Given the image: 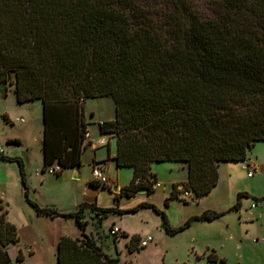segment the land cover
Here are the masks:
<instances>
[{
    "label": "trees",
    "instance_id": "obj_1",
    "mask_svg": "<svg viewBox=\"0 0 264 264\" xmlns=\"http://www.w3.org/2000/svg\"><path fill=\"white\" fill-rule=\"evenodd\" d=\"M8 87L18 104L42 105L43 172L59 165L58 176L80 167L87 133L83 105L110 97L114 119L99 130L116 140L115 166L132 170L120 196L141 190L150 195L156 184L150 166L182 163L187 181L181 191L173 185L164 205L180 192L195 202L217 185L220 163L245 162L264 142V0H215L210 18L183 0H168L158 11L136 0H0L2 97ZM0 161L18 165L24 201L37 216L72 220L79 230L82 241L57 242V264H118L85 235V208L101 220L151 209L168 236L225 214L205 211L176 228L149 204L126 212L81 204L63 214L29 199L20 159L1 155ZM243 198L248 195L238 194L231 210L239 211ZM6 215L0 200V264H12L7 248L19 242ZM112 227V241L129 238L110 234ZM139 241L128 239L129 254L145 249ZM15 260L24 262L21 252ZM218 261L223 263L214 252L207 256L208 263Z\"/></svg>",
    "mask_w": 264,
    "mask_h": 264
},
{
    "label": "rangeland",
    "instance_id": "obj_2",
    "mask_svg": "<svg viewBox=\"0 0 264 264\" xmlns=\"http://www.w3.org/2000/svg\"><path fill=\"white\" fill-rule=\"evenodd\" d=\"M183 1L190 4L192 9L201 17H212L213 2L215 0ZM136 2L146 9L158 11L167 6L168 0H136ZM2 93L3 91L0 90L1 96ZM100 101L103 100L93 99L88 102V105L91 104L90 108L96 109L95 112L98 117H102V114L113 116V111L109 107V100H104L102 103ZM15 107V104L10 103L9 113L12 117H16L18 113H21V118L26 120L28 129L22 130L21 127L25 124H16L14 129L7 131V133L18 134L22 136L21 139L29 141V139L36 136L39 121L34 119L36 122H31V119L28 120L30 114H28L27 109L19 110ZM85 109H88L87 105ZM36 116L40 119L39 110ZM86 121L90 125V134L92 137H96V129L91 126L94 121H88L87 117ZM0 123L3 124L1 117ZM112 145H114L113 142ZM248 158L251 160V164L220 165L218 169L220 175L218 186L216 185L213 188L214 190H211L207 200L204 199L199 202V206L191 203L193 199L185 193L182 195V192L179 193L177 198L180 202H189L188 205H183L180 202H171L168 207L164 205L165 195L167 194L164 193V188L168 191L172 186V183H170L172 181L178 185H182L187 181V167L182 163L151 165L150 171L156 176V180L161 183L160 187L153 186V193L150 195L141 194L138 191L131 198L120 196L117 193V199L114 201L113 187L115 185L127 186L132 178V173L127 169L116 170L112 164L109 166L108 176H106L108 184L110 182V187H106L105 191L99 192L98 196V202L104 209L117 208L126 212L141 204H149L166 215L171 227L177 225L185 213L189 214L187 219L198 216L205 211L225 212V214L210 223H192L188 229L174 236H168L164 233L161 228V218L151 209H140L134 213L109 216L104 221V227L114 222L126 228L128 234H134L140 238L146 236L152 238L153 242L148 247L145 249L138 248V251L133 254H129L127 247L121 245V242L126 244L129 238L120 241L108 239L107 232L105 229H100L101 227L94 219L92 212V215L90 214L85 218L87 221L85 235L92 238L96 245H100L105 253L112 258H117L118 264H264V144H256ZM86 159H88L87 155ZM249 172L252 173L250 177L247 175ZM116 174L119 176L118 179ZM182 188L178 187V190L181 191ZM240 193H246L248 198L240 200L241 207L239 211H233L231 208L235 205L236 197ZM253 199L257 201L255 202ZM21 203L24 204V196L22 197V195L14 198L12 203L9 204L12 210L7 209V212L10 211V216L7 219L15 222V225ZM200 208H203V210L197 213L198 215L190 214V212L199 211ZM71 209L67 207L62 210ZM68 212L72 213L73 211ZM54 221L56 222L50 225V237L56 236L62 230L69 238L77 234L78 230L73 225L72 220L55 219ZM47 226L45 225V227ZM15 227H20L18 222ZM20 234V242L10 247L8 251L12 264H18L15 258L20 252L19 250L22 249L23 243L29 238L26 231H21ZM71 239L83 240L80 233ZM212 252L219 259H223V263L220 261L208 263L207 256ZM23 253L24 262L21 264H57L56 248L54 251H46L43 254L39 252L34 254L33 251H29L27 253L32 254L30 256Z\"/></svg>",
    "mask_w": 264,
    "mask_h": 264
},
{
    "label": "crops",
    "instance_id": "obj_3",
    "mask_svg": "<svg viewBox=\"0 0 264 264\" xmlns=\"http://www.w3.org/2000/svg\"><path fill=\"white\" fill-rule=\"evenodd\" d=\"M2 89L3 88H0V90ZM9 95L12 96L8 97ZM96 99L103 100L100 101V103L104 102V100H109V107L113 111V116L112 115L105 116V114H102V117H98L97 113L95 112L96 109L95 110L91 109L90 108L91 104L88 105V102L93 99H90L89 101L87 100L83 105V122L87 125L86 126L87 133L85 135V140L83 142L84 149L80 156V167L64 170L63 173H61L58 176H50L45 172H43L42 170L43 112H42L41 103L39 101H35L26 104H18L15 100L13 87H9L5 97H2L0 95V117L3 123V124L0 123V156L2 155L4 157H9V158H18L22 161L24 166L25 182L28 189V197L31 201L36 202L37 205H39L41 208H53L63 214H69L68 211H73L72 213H74L81 204L93 205L96 208L104 209L98 202L99 200L98 196H99V192L105 191L106 187L108 188L110 187V182L107 186L102 187L96 181H93L92 169L100 168L103 171V173L106 176H108L107 173L109 170V166L112 164L115 166L114 158L117 152L116 140L113 135L101 134L99 130V125L102 122H107L114 119V101L110 97L96 98ZM10 103H13V105L15 104L16 106L15 108L19 110L27 109L29 111L28 114H30L28 115L30 117L28 118V120L31 119V122L35 120L39 121V124L37 126V134L34 138L29 139V141L21 139L22 136H19L18 134L7 133V131L14 129L16 124L19 125L25 124L24 126L21 127L22 130L28 129L26 120L21 118L22 117L21 113H18L17 114L18 116L16 117L11 116L8 110ZM86 105L88 106V109H85ZM38 110L40 111V115H41L40 119H38V116H36ZM3 117H5L6 120H4ZM86 117L88 118V121H94V124H92L91 126H94L96 129L97 132L96 137H92V135L90 134L89 132L90 125L86 121ZM11 140H17L18 144L9 143L8 141ZM112 142L114 143V145H112ZM257 144H264V142H259ZM251 151L248 153L249 155ZM86 155L88 156V159H86ZM249 155H247V160L245 162L220 163L219 166L223 164L224 165L248 164V163L251 164V160L248 158ZM152 165H156V164H152ZM115 168L116 170L127 169L130 170L132 173V170L129 168H117L116 166ZM116 178L117 179L119 178L117 174H116ZM91 183H95L98 186H91ZM170 183H172V186L168 191L166 190V188H164V193H167L165 195V199L170 195L173 185H178L174 181ZM156 184L158 185V187H160L161 185V183L158 182L157 180H156ZM114 187H116L117 189L116 192H113L114 196H116L117 193L120 195V190L124 186L115 185ZM178 187L182 188L183 186L178 185ZM21 195L22 197L24 196L18 165L16 163L0 161V200L2 201V204L5 207L6 211L7 209L12 210L9 204L12 203L14 198ZM208 196L209 195H206L195 202L192 201L191 203H194L195 205L199 206L198 205L199 202H202V200L204 199L207 200ZM171 202L179 203L180 201L173 200L170 201L169 203L171 204ZM180 203L183 205H188L189 202L187 204L183 202ZM67 207H70L72 209L62 210L63 208H67ZM202 210L203 208H200L199 211L190 212V214L196 215ZM84 214H85V218L90 214L92 215L91 211L88 208H85ZM111 215L114 214H108L106 218L102 220L100 219V216H96V217L93 216V217L94 219L99 220L98 223L99 226L101 227L100 229L102 230L105 229L106 232H108V229L113 225L119 229L120 233H124L128 235L129 238L131 236H135L134 234H128L126 228L121 227L120 225L115 224L114 222H111L110 225L104 227L103 226L104 221L107 220V218ZM188 215H189L188 213L187 214L185 213L181 221L177 225H174V228L181 226L182 223H184L188 218ZM8 216H10V211L7 212L6 219ZM55 219H61V218H55ZM55 219H50L48 217H39L26 204L25 201L24 204L21 203L20 209L18 210V217L16 218L18 225H20V227H16L17 234H18L19 242H20L21 231H26L29 238L25 243H23V247L19 251L21 253L23 252L27 253L29 251H33L34 254L35 252H39L40 254H43L46 251H54L57 246V242L60 240V238L67 237L66 234L63 233V230L62 232L58 233L56 236L54 235L50 237V233H49L50 225L56 222L54 221ZM61 220H65V219H61ZM7 221L12 225L14 224V226L17 225V222L15 225V222H13L12 220L7 219ZM199 223H210V222H199ZM45 225L48 226L45 227ZM77 234H79V230ZM77 234H75V236H72L70 238L76 237ZM108 239L112 241L111 238ZM121 245L125 247V243L123 244L121 242ZM10 247L12 246H9L7 248L8 251ZM27 255L30 256L32 254L27 253Z\"/></svg>",
    "mask_w": 264,
    "mask_h": 264
},
{
    "label": "built area",
    "instance_id": "obj_4",
    "mask_svg": "<svg viewBox=\"0 0 264 264\" xmlns=\"http://www.w3.org/2000/svg\"><path fill=\"white\" fill-rule=\"evenodd\" d=\"M60 172H61V168L59 165H53V166L49 167L48 169H46V171H45V173L50 175V176H56ZM247 175H248V177H250V176H252V173L249 172ZM92 180L96 181L101 186H107L108 185L107 177L100 168H93L92 169ZM155 186L158 187L157 184H155ZM185 194L187 196L189 195V193H185ZM119 233H120V231L118 228L112 227L110 234L115 235V234H119ZM152 242H153L152 238L150 236H146L144 238H140L139 246L141 248H146Z\"/></svg>",
    "mask_w": 264,
    "mask_h": 264
},
{
    "label": "water",
    "instance_id": "obj_5",
    "mask_svg": "<svg viewBox=\"0 0 264 264\" xmlns=\"http://www.w3.org/2000/svg\"><path fill=\"white\" fill-rule=\"evenodd\" d=\"M117 191V189H116V187H114L113 188V192H116ZM139 193H141V194H143V193H146L144 190H141V191H139Z\"/></svg>",
    "mask_w": 264,
    "mask_h": 264
}]
</instances>
